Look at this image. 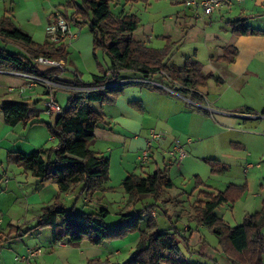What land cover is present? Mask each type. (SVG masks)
<instances>
[{
	"label": "rangeland",
	"instance_id": "obj_1",
	"mask_svg": "<svg viewBox=\"0 0 264 264\" xmlns=\"http://www.w3.org/2000/svg\"><path fill=\"white\" fill-rule=\"evenodd\" d=\"M40 1L41 5L43 6L37 7V10L47 12L49 10L47 6L55 5L56 7H54L55 10L53 9V11L58 12L59 10L60 12L67 14L68 20L75 13L76 6L80 3V0ZM121 3L123 2L121 1ZM119 4L120 3L112 5V13L114 18L116 20H119L124 14L135 15L138 23V28L132 34L133 40L140 41L144 45L152 47L153 49H168V51L171 52V55L168 56L169 59L167 58L168 60L166 61V64L170 66H181L184 59L190 58L189 56L193 55L194 53L196 54L195 58L200 63L207 64L209 61V56L211 54H215V50H212V48L218 49L214 47L215 45H219L220 48L227 46L230 37H233L229 29L226 30V28L224 27L225 20L223 21V19L221 18L225 13L223 10V12L219 10L220 12H222L221 14L220 12H218V10H216L211 15H205L200 8L194 9L192 7L185 6L183 0H179L178 2H175L174 0H142L136 3L124 4L125 13H123L124 10L120 13L121 8H118L120 6ZM233 4L235 6L237 5L236 2H233ZM249 10H251V12L253 13V18L251 20L253 22L252 25L254 26V28L264 29V16H262V19L256 16L259 11L264 13V8L256 7L254 3H252L249 5ZM11 14L12 13H10L9 16H11ZM8 20L11 21L9 18ZM73 20L76 21L74 17ZM80 24L82 23L80 22ZM82 27L85 28L83 30V34L88 33L89 35L88 25L82 24ZM75 30H77V27L75 28ZM0 36L2 38L4 37L3 35ZM2 38H0V48H4L8 52H14L15 49L13 47L7 44L4 45ZM47 39L48 37L46 31L44 30L41 39H39V41L37 42L43 43L44 41H48ZM61 40L62 39H60V41ZM88 44L89 45L86 44L81 49H77L75 47L73 49L71 43L66 46L67 48H69V50L67 52V62L66 64H64L65 66L63 67V71L57 68L50 69L51 71H57L49 75L53 77V80H56L58 82V85H61L63 87H57L55 89H52L50 92V90H47L44 85H41L44 88L46 97H48V94L54 96L53 93L55 91H58L61 94L65 93L67 97L70 96V92L77 94L86 93V91L81 89H69L72 88V85H70V83L72 82L67 83L66 80L65 82L64 80L63 82L58 81L57 76H59L64 71V78L72 77L74 80V77L78 76L81 79L82 83L88 84L91 82L93 75H99L101 71H105L110 67V61L108 57L103 53V50L100 48L94 50L93 42L88 41ZM18 46L25 53V56H28L29 59H31V61L35 59V56H31L26 52L24 46L21 43H18ZM54 61L61 62L63 64L64 60ZM257 63L259 68L258 74H260L259 78L260 80H264V58L258 59ZM36 67L41 71H50L46 67L39 64H36ZM123 74L127 73H121V75ZM9 75L10 72L0 71V104L16 96L17 90L19 92L21 88H24L25 91L26 89L32 90L33 88L39 86L35 85L31 86V88H25V86L28 85V80L22 77L26 81L25 85L22 87H16L13 85L14 79L19 80L21 79V77L16 75ZM123 77L122 78L125 81H127V79L135 78L131 76ZM151 81L152 83L159 84L167 88L171 93L175 94V96L184 99L188 103V106L190 105L191 108L201 107L199 109L202 111L205 110V113H201L198 108L196 109H198L201 114L209 116V118L211 119L215 118L217 120L218 115L215 111L206 110V105H208L210 108L215 107L212 104H208V99H217L218 96H220L221 101L224 103V106H226V108L230 112L225 111L224 109L223 110L227 114L231 115V119H235L236 124L233 126L226 125L224 128H219V130L214 128V126L211 124H205V131L204 134H202L204 138L199 139V141H197V144H193L194 146H198L196 152H193L194 150L191 149V151H189V153L187 154V158L189 159L186 158L185 163H183L184 165L182 164L181 168L173 166L168 172L170 180L173 183V187L171 189L163 191L158 199L147 197L143 201L135 204H131L128 202L129 207H131L129 212H135L142 210L144 207L153 206V209L147 215V219L153 218L158 229L169 231L177 230L179 231V233L182 232L183 236H187L188 245L186 242H184L180 246V250L182 255L187 260H190L189 264H213V261L218 262V264H225V261L227 259L224 260L225 255L222 253V251L220 253H216L218 248L220 247L219 242L207 228L203 227V229L199 231L202 236L201 238L203 240H206L208 244L207 250L204 251V256L193 253L198 251L200 245L193 244L191 242L192 234H190L189 236L188 232H184L183 230L185 225H188V223L192 221V216H189L187 218V215L193 213L192 208L195 206L197 200L202 199L199 191L206 189L210 190L209 187H205L204 185L211 186V188L213 189L212 191L214 192H224L227 190L231 191L234 200L221 205L215 210V214L230 227L242 224L246 216L252 215L261 210L262 204H264V120L245 119L244 117H246V115L240 114V110L245 103H247L248 101L253 102L254 100L255 101L253 102V106H256L257 109L264 108V97H262L261 93L258 92L259 96L255 98V93H251L250 88L239 94L230 92L223 86H217L215 84L216 82L211 79L207 81V85L205 86V88L199 87L197 89L185 87L180 83L173 82L166 76V74L163 73L155 75L151 79ZM252 82H256L257 86L255 87H264V85H260V81L258 80L254 79V81ZM127 85L132 84L127 83L122 86ZM142 87L151 88L156 86L142 85ZM163 87H157L159 88V90L153 91L162 93V95H166V93L164 92L167 90ZM9 88H13V91H10ZM97 90L100 89H96L95 91ZM232 90L233 87L231 88V91ZM192 91L198 93V95H196L199 98L198 100H195L196 102L192 101V103H189L188 99H190L189 96L191 95V93H193ZM46 97L42 102H38L36 105L30 106L35 107L39 110H44L43 102L45 101ZM67 101L68 100H58L56 102L61 106L62 109H64ZM179 101H181L180 103H182V100ZM154 103L157 105L156 102ZM193 104L197 105L192 106ZM98 106L99 105H95L94 109L96 108L95 110H97ZM47 115L45 113H42L40 115V118H43V122L45 123L37 128H32L31 126L24 128L23 124H21L22 126L18 125L17 127H10L9 125L3 124L0 120V142L1 140H3V144L0 147L3 148L8 147V145H12L13 140L15 142L21 143V146L27 151L31 150L33 147H38V149H50L52 147H55L56 141L52 139L46 123L49 122V116L55 117L56 119L57 115ZM234 115L237 117H235ZM247 118L253 119L255 118V116H250ZM196 140H198V138L193 137L192 141L195 142ZM241 145L243 146L241 147ZM7 156L8 154L6 153V151L0 149V162L2 163V166L4 168L3 170L1 169L0 172L3 173L6 170V172H9L10 176H19L17 178L22 180L23 174L21 171L23 170L18 167L17 164L9 161ZM208 158L216 161L219 160L221 162V165L225 166L226 171L220 172L218 174H212L210 171V165L205 161V159ZM126 163L128 162L124 160V163H121L122 166H120V163H117V160L114 158L112 163L109 164V171L112 174V181H109L108 183L112 188L108 190L109 193L105 195L104 199L108 202V204L109 202H111L112 204L109 207V212L111 210V214L107 215L105 218L107 219V224L115 222V219L113 220V218L115 217L114 212H117L119 208L118 206L122 203V201L124 202V192L120 187L121 177H119L118 175L119 171H121L120 168L122 169V167H124V169L127 168L128 170H130L129 172H136L137 176L141 175V171H137V169L134 168L135 166L133 162L129 164ZM136 167L140 166L136 165ZM17 171H20L21 174ZM24 187L27 189L30 188L31 185L24 184ZM83 194L84 193H81V189H79L75 194H73L72 201H69V199L65 198L63 195H57L55 196V198L61 204H63L65 208H68V210H70L73 209L75 203L78 200L79 203L76 205V208H80L83 206ZM7 197L8 193H5L4 196L0 197V206L2 209H4L3 214L5 215L4 222L8 221V216L16 219L21 217L24 218L25 221L32 220V218H34L33 210L29 211V215H20V206L18 204H15L19 206L18 210L15 211L12 216L5 213V211L11 208L12 204L11 196L9 199H7ZM177 199L182 202L180 206H183V209L177 203ZM53 200L54 197L52 198L51 202H53ZM106 201H104V203L100 201L102 207L103 204L106 203ZM86 209L92 212L99 210L96 207L89 208V206H87ZM175 219L180 220L178 222H175ZM30 223H26L25 226H32L29 225ZM20 227L21 226L19 225V228ZM3 228H5V224L3 225ZM50 231V228L43 227L41 232L35 231V234L33 233L31 235H25L26 238L15 242V245L12 247V250L10 252L13 254V256H17L19 258V261L17 263L36 264L37 262V264H40L41 258L38 257L45 252V245H47L46 243H48V241L50 240ZM123 240L124 239H122V241H116L117 243L113 244V246H120L124 244ZM127 242V239H125V244H128ZM40 243L43 244V246L36 247L35 244ZM136 245L137 243L131 248L129 247L127 250L123 251V257L128 252V254L124 257L128 259L135 252ZM28 246H33L31 249L35 250L37 248H41V252L43 253L35 258L29 259L28 261L26 259L24 260L22 259L21 255L26 257V254H28V252L26 251ZM109 247L111 248L112 245ZM65 248H68V245ZM69 249L72 251V249H76V247L71 246L69 247ZM5 252L8 253L9 251L5 250ZM210 253L214 255L210 257ZM109 260L111 262L110 264H117V262H119L121 258ZM105 261L107 260H102V262ZM123 261L124 259L120 262Z\"/></svg>",
	"mask_w": 264,
	"mask_h": 264
},
{
	"label": "trees",
	"instance_id": "obj_2",
	"mask_svg": "<svg viewBox=\"0 0 264 264\" xmlns=\"http://www.w3.org/2000/svg\"><path fill=\"white\" fill-rule=\"evenodd\" d=\"M121 1L127 4L142 0H80L73 15L76 21L72 19L76 23L80 21L88 25L93 35L94 50H103L110 61V67L101 76L93 75L88 84L82 83L79 77L75 76L70 85L81 88L106 87L84 94L70 92L61 114L57 115L53 125H47L50 135L56 141L55 147L40 148L30 153H10L7 156L9 161L17 164L25 173H30L39 183L56 184L59 194L68 193L80 186L81 193L92 195L104 190L108 184L109 158L89 148L95 130L101 125H106L103 115L91 105L111 104L123 93L125 86L117 85L122 72L132 73L144 79H152L155 75L163 73L173 82L192 89L205 86L210 79L219 81L210 74L203 75L199 63L192 58H186L181 66H168L166 61L171 55L168 49H150L142 42L133 40L132 34L138 28L136 16L124 14L116 20L112 13V5ZM228 24L231 33L236 36L264 34L262 31L251 29L243 18ZM0 34L21 43L26 52L35 58L43 56L54 60L67 59L64 45L47 50L48 41L42 45L34 43L30 36L13 27L8 19H0ZM229 52V60H233L235 51ZM225 54V60H228L229 53ZM0 71L46 78L57 70L41 71L28 56L0 49ZM151 89L159 90L157 87ZM196 94L198 95L196 92L191 93L189 100L196 102L199 98ZM29 107L24 101L0 104L4 122L9 126L26 123ZM260 115L264 116V109ZM205 161L210 165L212 174L226 171L219 161ZM172 187L171 180L160 170L146 177L129 174L121 184L131 204L147 197L158 199L163 191ZM199 194L202 199L197 200L192 208V221L196 226L207 228L217 238L225 259L230 264H264V204L259 212L246 216L242 224L230 227L215 214V210L234 200L231 191ZM152 209L153 206H149L135 212L119 213V221L108 226L104 222L108 215L105 209H100L97 213L76 214L73 209L67 210L55 198L51 204L42 208L35 228L48 227L51 229L54 244L66 240L69 246L76 248L84 241L100 246L139 232L135 252L120 264H181L179 258L183 255L180 246L184 242L187 243V237L183 236L182 232L158 229L153 218L147 219L145 229L140 230L143 218ZM207 247V242L201 239L198 251L193 253L204 256ZM86 264L110 263L95 259L87 261ZM213 264L218 263L213 261Z\"/></svg>",
	"mask_w": 264,
	"mask_h": 264
},
{
	"label": "crops",
	"instance_id": "obj_3",
	"mask_svg": "<svg viewBox=\"0 0 264 264\" xmlns=\"http://www.w3.org/2000/svg\"><path fill=\"white\" fill-rule=\"evenodd\" d=\"M174 1L178 2L179 0H174ZM233 2L237 3L236 5L237 7L233 3H231V5H226L222 9H217L218 12L222 10L225 12L224 16H222L221 18L223 19V21L225 20L224 27L226 28V30L229 29L231 33V29L228 23L243 18L246 19V24L251 29L264 32V29L262 28H254V26L252 25L253 22L251 20L253 18V13L251 12V10H249V5L252 3H254L256 7L264 8V0H239ZM119 5L120 6L118 8H121V10L123 11L125 7L124 3H120ZM40 6H43L41 5L40 0H0V19L9 18L11 20L9 22L11 23V25H13V27L20 29L22 32L30 36L34 43L40 45L47 42L44 41L43 43H38L37 41L41 39L45 27H47L49 24H51L54 21L55 13H60L62 16L65 17L66 21L70 24L71 33L73 34L77 33L75 32L78 31L75 30L77 26L72 20L74 14L68 20L67 14L60 12L58 9H56L58 10V12L53 11L54 7H56L55 5L47 6L49 8V10L47 11L48 13L41 10H37V7ZM222 12H220V14ZM10 13H12L11 16H9ZM123 13H125V10ZM256 16L262 19L264 13L259 11ZM78 24L81 26V30L78 38L73 40L64 38L57 44L55 43L52 44L48 42V46L46 47L47 50L56 48L59 45H64L66 48V52H68L69 48H67L66 46L69 45L70 43L73 49L74 47L77 49H81L86 44L89 45L88 41L93 42V35L90 33V31H89V35L88 33L83 34V30L85 28L82 27L80 21L78 22ZM232 36L233 37H230L227 46L220 48L219 45H215L214 47L218 49L212 48V50L213 49L215 50V54L214 55L211 54L209 56V61L207 64L200 63L195 58L196 56L195 53L189 57L190 58L192 57L193 60L199 63L203 75L210 74L214 78L219 79L218 82H216L214 79H211L214 82H216L215 84L217 86L219 85L221 87L223 86L226 88V90H229L230 92L237 94L242 93L246 89L250 88V92L255 93L254 94L255 98L259 96L258 92H260L262 97H264V87H260V86L255 87L257 86L256 82H252L255 79L260 81L259 82L260 85H264V80H260L259 78L260 74H258L259 68L257 63L258 59L264 58V34L249 35V36H236L232 34ZM0 38L2 37L0 36ZM2 40L4 42V45L6 44L10 45L15 49L14 52L11 53H15V54L17 53L20 54L21 56H25V53L18 46V42L5 39L4 37L2 38ZM146 47L153 49L152 47L149 46ZM0 49H4V48H0ZM4 50L7 51L6 49ZM229 50L235 51V56L233 57V60H229L231 58V54ZM227 52L229 53L228 54L229 58L228 60H225V56H226L225 53ZM66 62L67 60L63 61L64 64H66ZM64 72H62L59 76H57L58 81L63 82L64 80L65 82L66 80L67 83L72 82L73 80L72 77L64 78L65 77L63 75ZM105 72L106 70L101 71V73H99V76L103 75ZM10 73L14 74V72H10ZM122 73H127V74L121 75L120 77L121 80L124 78L123 76L137 77V76H132L134 75L132 73L131 74H129L128 72H122ZM13 74L10 75L12 76ZM79 80L81 81L80 78ZM25 83L26 81L23 78L19 80L14 79L13 85L16 87H22L25 85ZM206 85L207 82L205 86ZM205 86H203V88H205ZM232 87L233 90L231 91ZM164 93H166V95L165 94L162 95V93H157L153 91V89L151 88L142 87L138 85H127L123 89V93L120 96H118L113 103L102 104V105L97 103L92 104L91 106L93 108L95 107V105H99L96 111L99 112L101 115H103L106 125H101L95 130L94 139L89 146L90 150L102 156L108 157L110 163H112V161L115 158L117 160V163H120V166H122L121 163H124V160L128 162L126 164L133 162L135 166L134 168H136L137 171L138 170L141 171V175L138 174L141 177H146L147 175L153 174L157 170H160V171H164L167 178L170 179L168 173L170 169L173 166H176L177 168H181L182 164L185 163L187 158L186 157L178 165L174 162H171L168 158H166L167 155L165 154V152L172 147L174 140L180 141L187 154L189 153V151H191V149L194 150L193 152H196L198 146L197 145L194 146L193 144L194 143L197 144V141H199V139L204 138L202 134H204L205 131L204 128L205 124H211L214 126V128L218 130L219 128H224L226 125L233 126L236 124L235 119H231V115L225 112L228 111V109L226 108V106H224V103L221 101L220 96H218L217 99H212V100L208 99L209 101L208 104L214 105L215 106L214 108H210L208 105H206L207 106L206 110L207 108H209L210 111L216 112V114L218 115V118L216 120L215 118L211 119L209 118V116H205L201 114V113H205V110L202 111L199 109L201 107H196L199 109V111L201 112L200 113L198 109H196L195 107L191 108L190 105L188 106V103L184 99L175 96V94L171 93L170 91L169 92L165 91ZM64 94L55 91L54 92L55 100L56 101L68 100L70 96L67 97L66 94L65 95ZM45 97L46 94L44 88L43 86L39 85L33 88L32 90L26 89L22 95H20L17 90L16 96H14L12 99L7 100L4 103L24 101L30 106V105H36L38 102H42ZM179 100H182V103H180L181 101ZM154 102H156L157 105ZM253 102L248 101L247 103H245L242 109L240 110L241 111L240 114L246 115V117L244 118L248 120H264V116H261L259 113L264 108L257 109L256 106H253L254 105ZM196 105L197 104H193L192 106H196ZM0 112H1L0 120L3 124H6L4 122V115L1 108H0ZM42 113H45L44 110H39L36 109L35 107L30 106L26 114L27 122L26 123L21 122L16 124L15 126H10V127H17L18 125L21 124H23L24 128L30 126L32 128L40 127L42 126V124L45 123L43 122V118H40V115ZM250 116H255V118L253 119L247 118ZM49 117H50V119L48 120L49 122L46 123V125L48 124L53 125L55 121V117H51V116ZM151 131L162 133L164 137L161 143L153 145V149L151 150L149 160L143 163L141 162L140 157L142 151L145 149L146 140L148 139L147 137H149V133ZM193 137L198 138V140L193 142L192 141ZM2 144H3V140H1L0 146ZM242 146L243 145H241V147ZM0 149L5 150L7 154L16 153V152L30 153L37 150L38 147H33L31 150L27 151L21 146V143L15 142L13 140L12 145H8V147H3V148L0 147ZM136 165L140 167H136ZM222 166L225 167L224 165ZM1 169L3 170L4 168L2 166V163L0 162V171ZM126 169L127 168L124 169V167H122V169L120 168L121 171H119L118 173L119 177H121L120 184H122L123 180L127 175L129 174L137 175L136 172L135 173L129 172L130 170L128 169L126 170ZM17 172L20 173V171ZM21 172L23 174L22 180L17 178L19 176H13V175L10 176L9 172H6V170L3 173L0 172V197L4 196L5 193H8L7 199H9L10 196L12 198L11 208L5 211V213H7L8 215L12 216V214L15 211H17L20 206V215L22 214L29 215L28 214L29 211L33 210L34 218H32V220L25 221V219L21 217L16 219L8 216L7 218L8 221L4 222L5 221L4 220L5 215L3 214L4 209H2L0 206V264H22V263H17L19 261V258L17 256H13V254L10 252L12 250V247L15 245V242H18L21 239L26 238L25 235H29V234L31 235L33 233L35 234V231L41 232L42 228H35L38 217L41 215L40 210H42L44 206L51 204L52 203L51 200L53 197L55 199V196L63 195L65 198H68L69 201H72L73 194H75L80 189V186H76L68 193L59 194L58 187L56 184L52 182L39 183L30 175V173H24L23 171ZM109 181H112V174L110 171H109ZM24 184H29L31 185V187L26 189L24 187ZM204 186L209 187L210 190L205 188L206 190H200L199 192H208V193L214 192L212 191L213 189L211 188V186L209 185H204ZM111 188L112 187L108 183L104 187V190L102 191L96 192L92 195L83 194L82 195L83 206L80 208H76V205L79 203L78 200L75 203V206L73 207L74 212L76 214L97 213L100 209H105L108 212V215L111 214V210L109 212V207L112 203L109 202L108 204V202L104 199L105 195L109 193L108 190ZM123 198H124V202L122 201V203L118 206L119 208L117 212H114L115 217L113 218V220L115 219L114 220L115 222L114 223L111 222L112 224H115L116 222L119 221V213H127L131 208L128 205L127 195L125 193L123 194ZM100 201H102L103 203L104 201H106V203L103 204V207ZM177 203L180 206L182 202H180V200L177 199ZM15 204H18L19 206ZM87 206H89V208L96 207L99 210L92 212L86 209ZM180 207L183 209V206ZM66 209L68 210V208ZM192 215L193 213L187 215V218ZM147 218L148 216L147 217L145 216L140 224L141 231L145 229ZM179 220L175 219V222H178ZM106 221L107 219L104 220L106 225L108 226L112 225L111 223L107 224ZM26 223H30L29 225L32 226H25ZM4 224H5V228H3ZM19 225L21 226L20 228ZM202 229L203 226H196L195 223L191 221L188 223V225H185L183 231L188 232L189 236L190 234H192L191 242L193 244L200 245L202 236L199 231H201ZM21 233H25V234L21 235ZM123 239H124L123 240L124 244L120 246H113V244L117 243L116 241L118 240L109 243H104L100 246H94L88 243L87 241H84L79 245L80 246L79 248L72 249L71 251L69 249V247L71 246L67 244L66 240L60 242L61 243L60 246L52 243V236L50 231V240L48 241V243H46L47 245H45L46 246L45 252L44 253L41 252L43 254L38 258H41L40 264H86L87 261L95 260V259L100 261L105 259L109 261V263H111L109 259H120V258L121 260L124 259V261H126L127 259L124 257L128 254V252L123 257V251L127 250L129 247L131 248L138 242L139 234L138 232L132 233L127 235ZM125 239H127L128 244H125ZM64 244H67L68 248H65L63 246ZM35 245L36 247L43 246V244L41 243ZM111 245L112 247L110 248L109 246ZM32 247L33 246H28L26 251L28 252L35 250V249H31ZM5 250L9 252L6 253ZM220 252L221 249L219 247L216 253H220ZM209 255L211 257L214 254L212 255L210 253ZM21 257L22 259L25 260L27 254L26 257L23 255H21ZM120 261L117 262V264L122 263ZM179 261L181 264L190 263V260H187L184 256H181L179 258ZM225 264H229V262L226 260Z\"/></svg>",
	"mask_w": 264,
	"mask_h": 264
},
{
	"label": "built area",
	"instance_id": "obj_4",
	"mask_svg": "<svg viewBox=\"0 0 264 264\" xmlns=\"http://www.w3.org/2000/svg\"><path fill=\"white\" fill-rule=\"evenodd\" d=\"M233 1H239V0H183L185 6L187 7H192L194 9H201L205 15H211L215 10L221 9L222 7L226 5H231ZM55 19L54 21L49 24L46 28V34L48 37V42L49 43H58L60 39L68 38L69 40H73L78 38L81 30V26L74 22L77 26V33L73 34L70 32V24L66 21L65 17L62 16L60 13H55ZM35 65L39 64L47 69H54L57 68L59 70L63 71V67L65 66L64 63L62 64L61 62H56L52 59H49L47 57H37L32 61ZM13 74V73H10ZM13 75L23 77L28 80V85L25 86V88H31V86L35 85H44L47 90L55 89L57 87H63L61 85H58V82L56 80H53L52 76H48L46 78L39 77V76H31V75H26L22 73H14ZM56 77V76H55ZM132 80V81H131ZM127 83H130L132 85H155L156 87H163L159 84L152 83L151 79H144L140 77H136L134 79H127L125 80H120L117 85H125ZM106 86H101V87H88V88H81V87H75L72 86L73 90L81 89L86 91V93L90 91H95L96 89H102L105 88ZM66 88V87H64ZM167 91H169L167 88L163 87ZM10 91H13V88H9ZM24 92V88H21L19 91V94L21 95ZM48 92V91H47ZM54 92V91H53ZM52 92V93H53ZM54 94V93H53ZM189 100V99H188ZM189 102L192 103V101L189 100ZM44 105V110L45 113L48 115H59L62 112L61 106L54 100L53 95H49L46 97L45 101L43 102ZM208 111H210L209 108H207ZM164 135L159 132H153L151 131L149 133V137L146 140V145L145 149L142 151L140 160L141 162L145 163L149 160L150 158V153L151 150L153 149L154 144H159L162 142ZM53 139V136H52ZM165 154L167 155L168 159L171 162L176 163L177 165L180 164L186 157H187V152L185 151L184 147L182 144L178 141L175 140L172 147L168 149ZM61 245V243L57 244ZM64 247H67L66 244L63 245ZM41 249H36L32 251H28L26 260L28 261L29 259L35 258L39 255H41Z\"/></svg>",
	"mask_w": 264,
	"mask_h": 264
}]
</instances>
